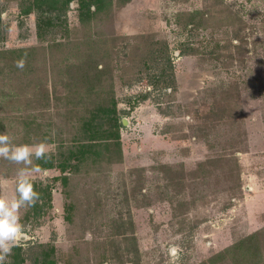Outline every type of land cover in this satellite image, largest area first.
Returning a JSON list of instances; mask_svg holds the SVG:
<instances>
[{"label":"rangeland","instance_id":"obj_1","mask_svg":"<svg viewBox=\"0 0 264 264\" xmlns=\"http://www.w3.org/2000/svg\"><path fill=\"white\" fill-rule=\"evenodd\" d=\"M30 1L0 0V133L56 155L112 94L122 127L119 157L31 174L52 207L22 221V264L39 245L54 264H264V0H112L85 24L74 1L42 37ZM19 167L0 158V197Z\"/></svg>","mask_w":264,"mask_h":264},{"label":"trees","instance_id":"obj_2","mask_svg":"<svg viewBox=\"0 0 264 264\" xmlns=\"http://www.w3.org/2000/svg\"><path fill=\"white\" fill-rule=\"evenodd\" d=\"M74 1L78 4V19L81 24H85L91 17L111 7L112 4V0H31L25 8H22L21 13H36V34L38 37H42L47 29L53 27L55 21L65 15L69 3ZM92 7L93 11H91ZM153 59L155 63H158V59L155 57ZM169 68H171L170 64ZM94 69H97L96 66ZM164 69L166 70L167 67H164ZM97 72L101 73L98 70ZM161 76L164 78L168 75H164L163 70L159 80ZM84 77H86V74H84ZM78 124L76 134L71 138L69 146L64 147L61 144L57 148L56 155L49 154V159L35 161L42 170L56 168L61 174H64L67 170L73 171V169L88 160L97 162L101 157L105 158L107 154L115 157L121 155L120 129L122 123L118 117L116 100L113 94L92 105L88 111V116L81 119ZM26 142L27 140L24 143ZM62 181L66 184L67 177H63ZM33 188L39 193V200L24 212L21 222L42 218L52 207L51 187L38 181L33 183ZM38 248H40V264H54L50 259L53 248L45 250L44 245H39ZM21 254L22 248L14 247L10 256L11 260L6 264H22Z\"/></svg>","mask_w":264,"mask_h":264},{"label":"clouds","instance_id":"obj_3","mask_svg":"<svg viewBox=\"0 0 264 264\" xmlns=\"http://www.w3.org/2000/svg\"><path fill=\"white\" fill-rule=\"evenodd\" d=\"M0 158L21 166L17 169L14 194L10 198L0 197V264H6L25 230V225L21 222V209L27 210L39 200V193L33 188L34 179L31 174L41 173L43 170L35 161L50 157L48 146L43 141L16 144L9 135L0 133Z\"/></svg>","mask_w":264,"mask_h":264}]
</instances>
